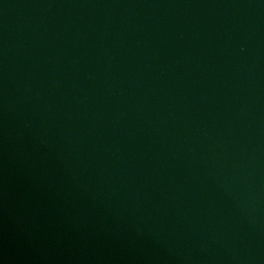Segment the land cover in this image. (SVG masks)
<instances>
[{
    "label": "water",
    "instance_id": "1",
    "mask_svg": "<svg viewBox=\"0 0 264 264\" xmlns=\"http://www.w3.org/2000/svg\"><path fill=\"white\" fill-rule=\"evenodd\" d=\"M0 264H264V0H0Z\"/></svg>",
    "mask_w": 264,
    "mask_h": 264
}]
</instances>
